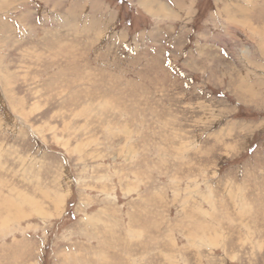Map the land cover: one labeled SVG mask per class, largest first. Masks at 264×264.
<instances>
[{
    "label": "rangeland",
    "instance_id": "1",
    "mask_svg": "<svg viewBox=\"0 0 264 264\" xmlns=\"http://www.w3.org/2000/svg\"><path fill=\"white\" fill-rule=\"evenodd\" d=\"M0 264H264V0H0Z\"/></svg>",
    "mask_w": 264,
    "mask_h": 264
}]
</instances>
